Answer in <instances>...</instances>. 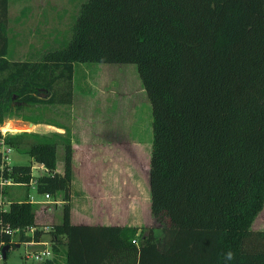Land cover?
I'll return each instance as SVG.
<instances>
[{
  "label": "trees",
  "instance_id": "16d2710c",
  "mask_svg": "<svg viewBox=\"0 0 264 264\" xmlns=\"http://www.w3.org/2000/svg\"><path fill=\"white\" fill-rule=\"evenodd\" d=\"M8 44L0 0V122L27 104H70L75 62L136 64L151 104L150 210L162 224L72 223L69 129L21 131L5 142L48 168L36 191L62 205L43 230L27 199L32 163H13L26 189L0 218L35 226L17 242L49 233L65 264H264V228L252 227L264 202V0H85L62 46L34 60L9 58ZM17 242L0 234V249Z\"/></svg>",
  "mask_w": 264,
  "mask_h": 264
},
{
  "label": "rangeland",
  "instance_id": "374dc122",
  "mask_svg": "<svg viewBox=\"0 0 264 264\" xmlns=\"http://www.w3.org/2000/svg\"><path fill=\"white\" fill-rule=\"evenodd\" d=\"M84 1L9 0L8 57L35 60L43 51L62 46L71 37L74 19ZM72 84L70 104H27L19 113L5 116L0 123L10 122L3 128H11L12 133L43 132V128L57 130L59 125L64 129L71 127L76 131L75 135H85L89 142L83 151L86 162H77L75 170L78 174L103 178L102 198L108 203L104 210L111 203L114 209L107 208L106 211L118 212V200L119 204L123 203L124 213L119 210V213H113L115 216H131L138 224L152 226L159 232L162 224L148 209L151 104L136 64L75 62ZM34 117L41 125H28ZM10 153L12 163H34L27 153L13 147ZM62 157L63 148L58 145L56 169L62 168ZM33 172L38 170L33 169ZM25 189L20 185L9 187L8 191L10 196H21ZM36 198L43 199L44 196L37 194ZM61 205V201L58 204H35V220L43 229H50L61 219ZM252 227L264 228V202ZM43 237L48 238L49 233H44ZM7 261L13 264H47L44 260L25 258L23 244L11 247ZM0 264H3L1 260ZM50 264H65L63 253L54 257Z\"/></svg>",
  "mask_w": 264,
  "mask_h": 264
},
{
  "label": "crops",
  "instance_id": "0c3cea01",
  "mask_svg": "<svg viewBox=\"0 0 264 264\" xmlns=\"http://www.w3.org/2000/svg\"><path fill=\"white\" fill-rule=\"evenodd\" d=\"M8 10H9V0H8ZM8 19H9V14H8ZM33 124L41 125V122L28 121V125H33ZM43 124H45V122ZM56 127H57V130H46L47 128H43L42 130L43 132H40V133H49L52 131L64 132L65 130L63 126H56ZM68 129H69V137H70L71 145L73 149L72 151V179L70 183V220L71 222L76 223V224L136 225L139 227L146 225V224H138L131 216H127V215H125L126 217L115 216L116 213H119V210L120 212H123V203L120 202L122 205L119 204L118 200L116 201V207H117L118 212H113L115 213L113 214L112 211H109V212L106 211L107 208H110V210L114 209L111 203H110V206L106 207L104 210L103 207L106 206L108 203L104 202L102 198L103 184L101 182L103 181V178H101V176H94L95 178H92L93 176H90L88 174H84V173L78 174L77 170H75V165L77 162L79 161L81 163L86 162L85 160L86 155L83 151H85V149L88 148L89 142L87 140V137L83 134L75 135L76 131H74L71 127H68ZM93 180H96L97 182L90 183ZM148 194H149L148 195L149 196L148 209L150 210V189H149ZM36 223H39V222L36 221ZM10 249L11 247L9 248V250ZM51 258H54V257L52 256ZM64 261H65V257H64Z\"/></svg>",
  "mask_w": 264,
  "mask_h": 264
},
{
  "label": "built area",
  "instance_id": "2783aa9c",
  "mask_svg": "<svg viewBox=\"0 0 264 264\" xmlns=\"http://www.w3.org/2000/svg\"><path fill=\"white\" fill-rule=\"evenodd\" d=\"M9 123L10 122L5 121L0 123V213L6 212L9 209L10 203L12 201V196H10L8 193L9 189H6L8 187L25 184L23 182L15 181L11 174L13 163L11 161L10 150L12 146L5 142V136L7 134H12V130L11 128H3L5 124ZM33 169H37L38 172L34 173ZM44 172H48V168L43 163L34 161V163L31 164V178L27 182V184L30 186V189L27 193L28 201L36 204H41L45 202L58 204L60 201L62 202V200L60 199L54 200L51 194L48 192L38 193L36 191V176ZM37 194H43L44 198L37 199ZM41 228L43 229V227ZM34 230L35 226H25L21 228L12 227L10 223L2 221V219L0 218V234H8L10 236L11 241L17 242L21 234L33 235ZM43 230L47 231L49 229ZM43 234H41V237H39L38 239L32 238L30 240H23L20 243H16V245L18 244V246L20 244L25 245V258L31 257L35 260H46L47 258H51L53 256L51 235L46 238L43 237ZM2 259L3 258L0 249V260L2 261Z\"/></svg>",
  "mask_w": 264,
  "mask_h": 264
},
{
  "label": "water",
  "instance_id": "95a60500",
  "mask_svg": "<svg viewBox=\"0 0 264 264\" xmlns=\"http://www.w3.org/2000/svg\"><path fill=\"white\" fill-rule=\"evenodd\" d=\"M18 246V244H17ZM10 248V245L8 243L4 244L2 247H1V253H2V258H6V251Z\"/></svg>",
  "mask_w": 264,
  "mask_h": 264
},
{
  "label": "clouds",
  "instance_id": "9594fccd",
  "mask_svg": "<svg viewBox=\"0 0 264 264\" xmlns=\"http://www.w3.org/2000/svg\"><path fill=\"white\" fill-rule=\"evenodd\" d=\"M225 258L227 260H232L234 258L233 253L231 251L227 252Z\"/></svg>",
  "mask_w": 264,
  "mask_h": 264
},
{
  "label": "bare ground",
  "instance_id": "6f19581e",
  "mask_svg": "<svg viewBox=\"0 0 264 264\" xmlns=\"http://www.w3.org/2000/svg\"><path fill=\"white\" fill-rule=\"evenodd\" d=\"M8 127H6L5 129H7Z\"/></svg>",
  "mask_w": 264,
  "mask_h": 264
}]
</instances>
